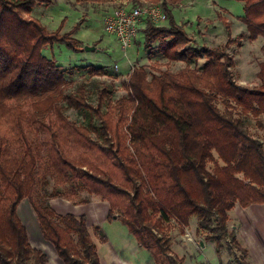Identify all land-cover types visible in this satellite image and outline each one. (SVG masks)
<instances>
[{
  "label": "trees",
  "instance_id": "obj_1",
  "mask_svg": "<svg viewBox=\"0 0 264 264\" xmlns=\"http://www.w3.org/2000/svg\"><path fill=\"white\" fill-rule=\"evenodd\" d=\"M74 1L114 4L118 0ZM165 1L167 25L149 23L144 30L145 45L159 41L157 52L168 62L202 59L201 69L173 73L134 67L126 96L112 99L104 88L93 106L82 85L66 94L63 72L43 55L53 44L81 52V43L73 35L85 20L68 33H61V27L49 32L31 17L33 8L47 0H0V264L48 263L47 255L31 246L18 216L17 208L25 199L37 217L43 241L62 264H100L85 216L55 215L48 206L38 207L32 201L37 159L25 126L30 121L39 128L48 127L46 120L51 115L87 139L93 133L100 151L117 163L129 187L107 174L82 173L125 196L131 219L124 223L139 247L153 250L155 264L183 263V258L172 254L164 228L172 218L186 227L189 219L196 217V233H210L205 239L216 243L217 255L222 241L229 237L233 247L247 256L234 236L227 235L228 213L236 204L242 208L264 205V148L235 115L264 114V65L259 66V85L247 88L237 84L227 52L231 40L217 48L190 46L192 38L175 22L170 10L183 0ZM235 1L243 5L240 20L248 39L264 40V0ZM225 29L230 39L229 26ZM97 70L91 68V72ZM217 103L224 106L223 112ZM65 109L87 110L93 121L87 129L77 127L63 116ZM65 164L75 168L68 160ZM65 235L74 236L75 245L65 240Z\"/></svg>",
  "mask_w": 264,
  "mask_h": 264
},
{
  "label": "rangeland",
  "instance_id": "obj_2",
  "mask_svg": "<svg viewBox=\"0 0 264 264\" xmlns=\"http://www.w3.org/2000/svg\"><path fill=\"white\" fill-rule=\"evenodd\" d=\"M137 2L139 6L162 3L164 10L167 4L165 0H159L156 4L150 0H137ZM110 5L108 2L87 4L83 1L77 3L74 0H47V3L38 4L32 10L31 17L37 19L49 32L61 27V33H68L82 18L85 20L73 35L82 42H80L81 52H74L64 44H53L43 50V55L53 60L63 72L67 83L66 94L74 93L82 85L85 87L88 103L94 106L99 92L104 88L109 90L112 99L127 95V80L132 67L144 66L147 72L173 73L185 68L201 69L202 59L186 63L168 62L157 52L159 41L152 46L145 45L144 30L149 23L142 26L124 57L116 38L108 35L104 30L102 21ZM171 7L173 6H170V10L175 22L183 26L193 40L190 46L217 48L225 46L231 40L227 44V52L233 62L231 73L234 80L247 88L259 85L257 74L260 64L264 65L262 50L264 40L262 37L256 41L248 39L245 25L240 20L244 15L242 3L235 0H191L186 4L181 2L180 5L174 6L173 10ZM166 25L167 21L163 24H154L155 27ZM225 25L230 28V39ZM85 46H92L95 49L85 51L83 49ZM91 68L98 70L91 72ZM99 68L103 70L100 71ZM62 106L65 107L66 104L63 103ZM217 107L220 112L224 111V106L220 103H217ZM23 109L28 111V106L24 105ZM63 116L77 127L86 129L93 121L92 115L87 110L65 109ZM235 117L243 121L247 131L260 140L264 148V114L258 117L237 114ZM46 123L48 127L45 128H39L30 121L26 122L25 126L37 159V183L32 193V201L38 207L48 206L55 215L85 216L89 240L98 249L101 257L115 252L118 259L125 263L128 261L130 264H151L147 251L154 260L153 250L144 248L146 252L139 250L134 237L130 239L132 236L125 229L127 226L124 221L131 219V213L127 212L128 201L125 196L113 193L107 187L86 179L82 173L92 172L100 176L107 174L116 183L129 187L117 163L110 154L100 151L93 133L90 139H87L54 115L49 116ZM94 124L97 125V121H94ZM213 155L217 158L215 153ZM67 160L74 164L75 168H69L65 164ZM212 166V163H209L208 170H211ZM81 167L82 171L79 169ZM240 208L242 207L236 204L233 213L231 215L228 213L227 235H233L239 246L247 250L246 257L233 247L229 237L222 241V248L217 255L216 243L205 239L210 233L208 231L196 233L198 224L196 217L189 219V225L186 227L181 226L173 218L170 219L169 226L164 224L172 254L178 259L183 258L182 264H237V260L247 264H255L256 260L259 264L260 255H264V243L258 237L259 244L256 246L260 247V249L256 248L258 253L254 254L247 249L245 240L241 236L243 229L247 228L244 227L245 218L241 217V212L239 213ZM26 210L30 216L25 214ZM17 212L27 231L29 242L38 244L43 238L37 217L27 199L20 203ZM113 216L116 220L111 219ZM52 218L59 222L56 216ZM102 223L104 232L101 229ZM233 226L237 229L234 230ZM123 235L131 237L124 242L121 239ZM102 236L108 238V244L102 245L105 243L102 241ZM187 237L192 242H188ZM65 240H70L75 245L74 236L65 235Z\"/></svg>",
  "mask_w": 264,
  "mask_h": 264
},
{
  "label": "built area",
  "instance_id": "obj_3",
  "mask_svg": "<svg viewBox=\"0 0 264 264\" xmlns=\"http://www.w3.org/2000/svg\"><path fill=\"white\" fill-rule=\"evenodd\" d=\"M137 4V0H118L102 21L105 32L116 38L124 57L142 26L147 23L163 24L167 21V14L162 3L142 6ZM187 240L192 242L189 237Z\"/></svg>",
  "mask_w": 264,
  "mask_h": 264
},
{
  "label": "crops",
  "instance_id": "obj_4",
  "mask_svg": "<svg viewBox=\"0 0 264 264\" xmlns=\"http://www.w3.org/2000/svg\"><path fill=\"white\" fill-rule=\"evenodd\" d=\"M182 2H183V4H186V3L191 2V0L188 1V2L186 0H184ZM109 4H111L110 5L111 7L110 6L108 7V9H107L108 11H110L112 9V7L114 6V4H112V3H109ZM171 8L173 10V7H171ZM262 208H264V205H262V206L261 205H251V206H249L247 208H240V211H239V213L241 212L240 213L241 217L245 218L244 219L245 220V224H244V222H243V224L245 225L244 227L247 228L246 230L243 229V233L245 234V236H244L243 233H242L241 236L245 240V243L247 245V249L250 250V251H253L254 254H255V252H257L256 248L260 249V247H256L259 244V241L257 240L258 237L264 243V211H262ZM233 210L229 212V215H231V213H233ZM25 214L27 216H30L29 212L27 210L25 211ZM112 220H113V218H112ZM111 222H115V221H111ZM104 224H106V222H104ZM102 225H103V223L101 224V229H102V232H104V230L102 228ZM233 228H234V230L237 229V227H235V226H233ZM125 229H126V231H128V229L126 227H125ZM130 235L132 237L131 236H127V235L126 236L123 235L121 239L124 242L126 240H128L130 237H131L130 239H133L134 236L132 234H130ZM106 239H107V242L102 243V245H105V244L109 243V240H108L107 237H106ZM134 239H135V237H134ZM135 242H136L137 248L139 250L145 251V252L147 251V250H144L143 248L139 247V245L137 244L136 239H135ZM34 245H35V247H34ZM31 246L33 248L38 247L40 250H43L47 254L48 263L49 264H61V262L57 259V256H56L53 248L49 244L44 242L42 239L40 240V242L38 244L37 243L36 244L31 243ZM38 248H36V249H38ZM96 250L98 251V249H96ZM147 253L149 255V262L151 264H155L154 260L152 259L151 254L148 251H147ZM97 254H98V257H99L100 264H130L128 261H127V263H125L122 260L118 259V255L115 252L110 253V255H108L106 257H104V256L101 257L99 251L97 252ZM258 255H260V254H258ZM259 261H260L259 264H264V255H260V260ZM146 264H149V263H146ZM255 264H258L256 260H255Z\"/></svg>",
  "mask_w": 264,
  "mask_h": 264
},
{
  "label": "water",
  "instance_id": "obj_5",
  "mask_svg": "<svg viewBox=\"0 0 264 264\" xmlns=\"http://www.w3.org/2000/svg\"><path fill=\"white\" fill-rule=\"evenodd\" d=\"M83 49H84L85 51H93L95 48L92 47V46H90V47L85 46ZM113 220H116V217H115V216H113ZM200 245L203 246L202 242H200ZM61 264H62V263H61Z\"/></svg>",
  "mask_w": 264,
  "mask_h": 264
},
{
  "label": "bare ground",
  "instance_id": "obj_6",
  "mask_svg": "<svg viewBox=\"0 0 264 264\" xmlns=\"http://www.w3.org/2000/svg\"><path fill=\"white\" fill-rule=\"evenodd\" d=\"M261 213V212H260Z\"/></svg>",
  "mask_w": 264,
  "mask_h": 264
}]
</instances>
